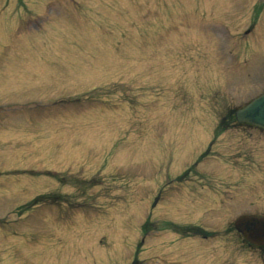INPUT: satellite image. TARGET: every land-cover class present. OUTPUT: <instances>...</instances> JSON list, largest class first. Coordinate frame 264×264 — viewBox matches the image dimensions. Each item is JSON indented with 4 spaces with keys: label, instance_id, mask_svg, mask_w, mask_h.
Masks as SVG:
<instances>
[{
    "label": "rangeland",
    "instance_id": "rangeland-1",
    "mask_svg": "<svg viewBox=\"0 0 264 264\" xmlns=\"http://www.w3.org/2000/svg\"><path fill=\"white\" fill-rule=\"evenodd\" d=\"M262 91L264 0H0V264H264V134L212 129Z\"/></svg>",
    "mask_w": 264,
    "mask_h": 264
},
{
    "label": "flooded vegetation",
    "instance_id": "flooded-vegetation-1",
    "mask_svg": "<svg viewBox=\"0 0 264 264\" xmlns=\"http://www.w3.org/2000/svg\"><path fill=\"white\" fill-rule=\"evenodd\" d=\"M264 91L260 92L259 94H257L256 96L260 95L261 93H263ZM255 96V97H256ZM253 99V98H252ZM251 100V99H250ZM249 100V101H250ZM249 101L245 102L243 105L239 106L238 108L244 106L246 103H248ZM236 108V109H238ZM227 110L224 117L222 118V122L224 123H218L216 125L213 126V132H218L220 130H223V131H227L228 129H231V128H243V129H246V128H251V129H256L260 132H262L264 134V128L260 127V126H257V125H254L252 123H248V122H238L236 121L235 119V110ZM222 131V132H223ZM221 134V133H220ZM239 141H236L235 144H237ZM211 145V142H209V147ZM226 155H230L231 153H233V157L235 156H238L239 154H241L243 151L242 149H237L233 152V149L231 147H226ZM229 150V151H228ZM260 150L261 152L263 151L260 147H256L254 149H251L250 151L248 150V152H243V155L245 156L246 158V162H241V163H235V164H229L227 161H226V179H224L223 181L226 180V200L222 197H220L221 195H218V194H210L207 198V200L205 202H201L203 199L201 198V194L200 193L198 196V198H196V200H192V204L195 202L194 206L195 208H199L198 210H201L203 209L204 207H206L209 203L212 204V203H215L218 201V204L221 203H226V207L230 206L229 205V202L230 200H233L234 197H237L238 193L236 194V191H238L240 188H239V184L243 185L245 183H252V181L254 179H251L252 177L251 176H247V173L249 174H255V173H258V169L254 170L253 169V165H254V162L257 164L258 161H261L260 159ZM205 154V153H204ZM228 165V166H227ZM189 171L191 170H194V168H192V165L188 168ZM232 170V171H231ZM188 171V172H189ZM195 171V170H194ZM196 172V171H195ZM232 173L234 174L236 177L234 179H236L235 181H231L233 184H230V181H229V173ZM237 173V175H236ZM184 173H181L179 176L177 177H182ZM201 174V175H200ZM198 176H201L203 178H208V175H204L202 174V172H200L199 170L196 172V177ZM188 176L184 177V178H180L181 181H186L188 182L189 179L187 178ZM186 178V179H185ZM197 179V178H196ZM191 181V179H190ZM229 182V183H227ZM230 185H233L235 188H234V192L233 194L230 193V192H227V187L230 186ZM197 186V184L194 182H192L189 187L190 188H187V191H192L194 190V188ZM236 187H238L239 189L236 190ZM203 188V187H202ZM160 197V193L157 194V196L155 197L154 201L152 204H157L158 203V199ZM217 198V199H216ZM191 204V203H189ZM223 204V205H224ZM249 213H256V212H249ZM256 214H259V215H264V214H261V213H256ZM193 228H195V230H201V236H202V239H207L210 235V231L209 230H205L199 226H193ZM203 229V230H202ZM228 229V228H227ZM199 233V232H198ZM261 248H264V247H261Z\"/></svg>",
    "mask_w": 264,
    "mask_h": 264
},
{
    "label": "water",
    "instance_id": "water-1",
    "mask_svg": "<svg viewBox=\"0 0 264 264\" xmlns=\"http://www.w3.org/2000/svg\"><path fill=\"white\" fill-rule=\"evenodd\" d=\"M237 121L249 122L264 128V93L235 111ZM235 229L245 240L257 246L264 245V216L240 214L234 220Z\"/></svg>",
    "mask_w": 264,
    "mask_h": 264
},
{
    "label": "trees",
    "instance_id": "trees-1",
    "mask_svg": "<svg viewBox=\"0 0 264 264\" xmlns=\"http://www.w3.org/2000/svg\"><path fill=\"white\" fill-rule=\"evenodd\" d=\"M53 196H54L53 194H50V195H43V196L40 195V196H38L37 198H35L33 202H34L35 205H36L37 203H40V202H43V201H47L49 198H51V197H53ZM142 227L145 228V225H143ZM134 260L136 261V258H134ZM134 260H133V261H134ZM135 261H134V262H135ZM134 262H133V263H134Z\"/></svg>",
    "mask_w": 264,
    "mask_h": 264
}]
</instances>
